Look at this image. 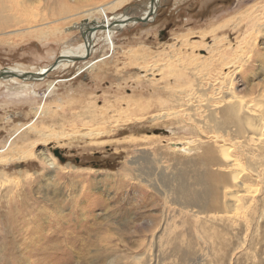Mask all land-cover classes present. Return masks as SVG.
<instances>
[{
	"label": "rangeland",
	"instance_id": "rangeland-1",
	"mask_svg": "<svg viewBox=\"0 0 264 264\" xmlns=\"http://www.w3.org/2000/svg\"><path fill=\"white\" fill-rule=\"evenodd\" d=\"M149 3L30 0L26 16L14 11L16 23L0 28V71L45 70L84 42L81 24L141 17ZM262 17L264 0H161L150 22L99 31L83 61L40 81L0 80V264H264L258 198L248 244L233 259L248 231L205 226L197 217L207 207L198 214L186 204L206 201L200 178L225 163L216 149L217 165L199 161L201 146L223 144L211 133L222 89L264 98V36L239 72L212 64L248 54ZM46 155L56 169L41 163ZM252 184L263 196L261 181Z\"/></svg>",
	"mask_w": 264,
	"mask_h": 264
},
{
	"label": "bare ground",
	"instance_id": "bare-ground-1",
	"mask_svg": "<svg viewBox=\"0 0 264 264\" xmlns=\"http://www.w3.org/2000/svg\"><path fill=\"white\" fill-rule=\"evenodd\" d=\"M29 1L30 0H0V28L9 27L13 25L12 23H16L18 18L14 16V14H12L14 11H19L21 12V14L26 16L28 11L26 12V7L24 5L25 3L27 4V2ZM160 2L161 0H155V2H153L152 4L150 0V3L148 4L146 10L143 12V15L140 18H145L146 16L150 14L149 22L153 20L156 15L157 9L160 7ZM99 11L104 13L107 11V9L100 7L91 12H93V15H94L95 14L94 12H99ZM127 12H124L123 14L119 15L111 23L100 22L98 19L99 18L98 17L99 15H98L97 16L98 18L95 21H93L92 19L94 24H92L91 20L85 22L84 24H81L79 28L82 30V34L83 33L86 34L88 43L85 42L84 40L82 44H80L79 46L73 49L66 50L61 56H71L73 57V60L75 58H82L83 60L87 59L92 54V48L94 46V41L99 31L102 32V31L122 30L129 25L137 24L135 21H130V20H134V18L136 17H132V15L128 14ZM90 13L88 14L90 15ZM101 25L105 26L104 29L102 28L97 29ZM254 25L255 26L252 32V39L248 40L247 42H244L249 49L247 50L249 51L248 53L249 55L241 54V55H237V57L231 58V56L229 55L220 54L218 58L216 56H215L216 58L215 57L212 58V61H213L212 64L214 65L218 63L217 65L220 66L221 69L233 68L232 72H236V73L239 72V70L243 69V67L247 65L249 63V60L254 56V55L253 56L250 55V53L254 52V50L256 51L257 41L260 39V37L264 36V17H262L261 20H258ZM35 37L39 39L41 35H38L37 33L35 34ZM259 55L260 56L257 58V61L261 62V60L264 57V54L260 53ZM66 63L74 64L76 62L61 61L60 65L57 68L61 67V65L66 64ZM48 68L49 67H47L45 70L36 71V72L25 70L23 68H12V69H9V71H12L15 73H21V74L44 73ZM229 73L231 74V72H228L224 76V78L228 77L230 75ZM9 80L14 81L16 80V78H12ZM216 81L219 83V80L216 79ZM216 81H213V82H216ZM198 84H200V82H198ZM219 85H221V83ZM225 85H228V84L225 83ZM210 87L212 88V86ZM226 87H227L226 90L223 91L222 89V92H224L223 97L220 95L222 99H220L219 101L213 102V104L215 103V105H213L215 106V109L213 111L214 113H212L213 116L211 114L212 119L217 118V120H212V121H215V124L213 126L214 129L211 130V133L216 134L215 138L217 139V141L219 142V140H221L223 144L221 145L216 144L217 146L214 145V147L210 146L209 144L208 145L205 144L201 146V148L204 149V152L199 157V161H203V164L206 162L208 167L210 168L211 166L215 164L217 165L218 158L216 156L215 151H218V153L219 152L221 153V156L223 158L222 160H224L225 163H222L220 165V166H223V168H220L219 166V170H216L217 171L216 173L208 174L206 172L204 174V177L200 178L199 186H201L202 188L199 191L209 190L210 192L209 196L206 198V201L203 199L198 200V201H192V200L188 201L187 200L186 204H193V206H197L198 214H201L204 208L207 207V211L203 214L204 217L202 218L197 217L201 220V223L203 225L206 226V224L208 223L223 225L227 227V230L231 232L235 231L236 229H239L238 232L241 233L243 231L247 232L249 228L251 229L252 227V223L254 219L250 220L251 222H249L248 217L250 216L248 213L251 212L253 208L252 207L253 202L258 198L259 202L260 203L263 202L264 204V195L262 196L260 194L261 191H259L258 189H255V187H253L254 185L252 184L254 179L255 180L259 179L264 187V98H263V93H262L259 97L248 101L236 95L229 86H226ZM187 88L188 89L185 90V94L189 93L190 91H193V89H191L192 88L191 85H190V88L189 86ZM194 90L197 91L196 88ZM201 95L203 96L202 93ZM211 95L213 96L214 94H211ZM204 96H205V93H204ZM192 97L193 96H191V98ZM208 97L209 99L207 100L203 99V101L208 102V105L206 104L205 106L210 108L212 106L211 104H209V101L211 98L210 96ZM214 98H215L214 100L219 99L216 97ZM193 101H195V98ZM202 119L204 120V118ZM209 125L208 126L205 125L204 127H207L209 129ZM222 133L224 135L221 136L220 134ZM230 136L231 138H229ZM229 140L232 142L230 147L228 146ZM232 148H235V149L232 150ZM236 149L239 150L241 154L233 153L234 151H236ZM180 150L183 151L185 149L180 148ZM39 158L41 160V163L47 166L48 169H51V170L56 169L58 164L54 157L46 155L44 157L41 156ZM243 159H245L248 162L247 166L248 168H250L249 171H247V169H245L244 165L242 164ZM50 180H52V178ZM198 193H199L198 191H194L193 195L198 197ZM212 199L218 200L219 205L213 206L212 204L207 203L208 201ZM203 203H205L204 207L201 208V204ZM179 204L185 205V203H182L181 201L179 202ZM221 212L223 213L222 215L219 214ZM224 212H226L227 214H224ZM249 236H250V231H248L246 235L242 238L241 240L242 244L239 245V247L235 249L237 253L236 254L233 253V255L231 256L232 259L239 252L243 253V251L246 248V244H248Z\"/></svg>",
	"mask_w": 264,
	"mask_h": 264
},
{
	"label": "water",
	"instance_id": "water-1",
	"mask_svg": "<svg viewBox=\"0 0 264 264\" xmlns=\"http://www.w3.org/2000/svg\"><path fill=\"white\" fill-rule=\"evenodd\" d=\"M152 4L153 2H155V0H151ZM150 20V14L148 16H146L145 18H140V17H136L134 18V20H130V21H135L136 23H147ZM104 25L99 26L97 29L102 28L104 29ZM96 30V29H95ZM94 31V30H92ZM83 39L85 40V42H87V37L86 34H82ZM88 43V42H87ZM82 58H75L73 60V57L71 56H59L57 58V60L51 64L49 66V68L44 72V73H15L12 71H9V69H4L2 71H0V80H6V79H12V78H16L22 81H38V80H43L46 79L49 74L51 72H53L54 70L57 69V67L60 65L61 61H74V62H80L82 61ZM57 155H59L58 152H56Z\"/></svg>",
	"mask_w": 264,
	"mask_h": 264
}]
</instances>
